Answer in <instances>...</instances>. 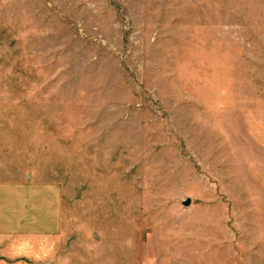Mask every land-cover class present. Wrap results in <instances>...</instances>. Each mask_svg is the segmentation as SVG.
I'll list each match as a JSON object with an SVG mask.
<instances>
[{
  "label": "rangeland",
  "instance_id": "1",
  "mask_svg": "<svg viewBox=\"0 0 264 264\" xmlns=\"http://www.w3.org/2000/svg\"><path fill=\"white\" fill-rule=\"evenodd\" d=\"M0 112L143 261L264 264V0H0Z\"/></svg>",
  "mask_w": 264,
  "mask_h": 264
},
{
  "label": "crops",
  "instance_id": "2",
  "mask_svg": "<svg viewBox=\"0 0 264 264\" xmlns=\"http://www.w3.org/2000/svg\"><path fill=\"white\" fill-rule=\"evenodd\" d=\"M22 117L0 112V264H151L132 222L107 221L91 204L83 213H98L76 215L73 194L37 167L34 128Z\"/></svg>",
  "mask_w": 264,
  "mask_h": 264
},
{
  "label": "water",
  "instance_id": "3",
  "mask_svg": "<svg viewBox=\"0 0 264 264\" xmlns=\"http://www.w3.org/2000/svg\"><path fill=\"white\" fill-rule=\"evenodd\" d=\"M183 202H184V205H187L189 203V199H186Z\"/></svg>",
  "mask_w": 264,
  "mask_h": 264
}]
</instances>
